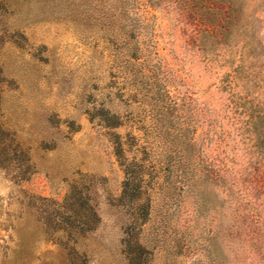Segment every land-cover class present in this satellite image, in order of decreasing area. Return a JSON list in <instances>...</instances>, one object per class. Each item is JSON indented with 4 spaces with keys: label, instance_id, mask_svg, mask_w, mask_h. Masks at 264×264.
<instances>
[{
    "label": "rangeland",
    "instance_id": "1",
    "mask_svg": "<svg viewBox=\"0 0 264 264\" xmlns=\"http://www.w3.org/2000/svg\"><path fill=\"white\" fill-rule=\"evenodd\" d=\"M203 2L0 0V264H237L200 174L257 160L264 0Z\"/></svg>",
    "mask_w": 264,
    "mask_h": 264
},
{
    "label": "trees",
    "instance_id": "2",
    "mask_svg": "<svg viewBox=\"0 0 264 264\" xmlns=\"http://www.w3.org/2000/svg\"><path fill=\"white\" fill-rule=\"evenodd\" d=\"M224 2L225 0H222V3ZM180 3V1H175L173 5L178 6ZM163 4L169 5L168 2H163ZM200 4L201 9H203L205 7L203 0ZM208 8L209 11H213L211 7ZM189 9V3L182 5V12ZM242 13L241 10H238L236 15L238 21H240ZM217 19L222 21L219 15L216 16ZM218 27L219 25L213 26L212 35L209 34L213 39L218 37L216 35ZM231 135V133H224V135L219 136L218 146L227 145ZM240 135L254 140L257 160L240 165L234 162L231 164L230 161V163L224 162L216 171L204 170L200 176L207 178L206 184L216 185L222 192H233V196L236 195V199H234L235 208L229 214L231 223L227 224L226 227L222 223L224 228L221 235L224 248L228 253L231 252L235 255L233 262H237V264H264V133L251 131L248 134ZM119 147L123 157L124 151L121 143ZM237 166L239 168H236ZM192 177L194 175L189 177V180ZM222 214L224 217L227 216V214ZM236 244H239V249H235Z\"/></svg>",
    "mask_w": 264,
    "mask_h": 264
}]
</instances>
